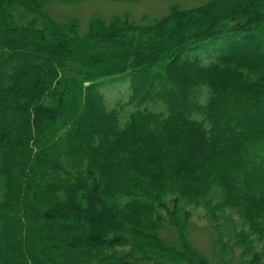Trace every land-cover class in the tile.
I'll list each match as a JSON object with an SVG mask.
<instances>
[{"label": "trees", "instance_id": "obj_1", "mask_svg": "<svg viewBox=\"0 0 264 264\" xmlns=\"http://www.w3.org/2000/svg\"><path fill=\"white\" fill-rule=\"evenodd\" d=\"M50 1L0 0V148L35 150L42 166L35 216L59 230L39 244L100 264H231L219 238L208 257L188 236L187 206L216 185L223 199L209 218L236 208L248 225L241 251L264 264L250 238L264 239V82L231 69L264 70V0L173 6L142 24L93 17L83 33L76 19H53ZM122 88L125 117L105 99ZM115 246L140 255L107 256Z\"/></svg>", "mask_w": 264, "mask_h": 264}, {"label": "rangeland", "instance_id": "obj_2", "mask_svg": "<svg viewBox=\"0 0 264 264\" xmlns=\"http://www.w3.org/2000/svg\"><path fill=\"white\" fill-rule=\"evenodd\" d=\"M208 1L52 0L48 3L47 8L50 16L57 21L68 19L78 20L79 26L77 28L83 33L93 17L110 19L113 15H117L122 18L127 17L130 22L142 24L164 15L173 6L191 8L207 3ZM147 43L148 41L144 45ZM88 52L92 53L91 50ZM121 83L124 82H116L114 85L118 86ZM128 95V88L114 90L108 96H105L106 105L109 108L116 105H123L122 113L125 117L126 112L131 108V106L125 105ZM235 111L239 112V109L237 108ZM0 118L3 124L7 123V112H4ZM31 145L23 146V148L28 147L30 149ZM33 153H29L28 149L21 152L20 147H18L17 153L15 150L12 152L11 148H0V264H100L92 260V258L91 260L82 262L83 256L79 251L67 250L65 252L61 251V249L55 250V245L49 247L45 243V240L42 241V244H39L40 239L38 238L40 234L45 231L46 236L47 234L56 235L55 230L59 229L49 224H42L39 217L35 216L37 210L41 209L42 202L44 206L45 203L43 200L47 195L40 194L39 196L34 193V186L37 183L45 184L47 181L42 180V166H35L36 160L34 159L35 155ZM25 155L30 156V163L28 164H24ZM48 156L50 155L48 154ZM212 164L206 165L205 168L211 167ZM246 164L247 162L244 161V165ZM125 168L122 167L121 170ZM136 168L139 169L137 166ZM147 171L150 172L149 170ZM127 183L128 187H133L132 181L128 180ZM152 185L158 191L159 188H162L157 183H152ZM138 190L141 194L145 193L143 187L138 188ZM164 197H167L166 201L170 205L169 194H165ZM222 199L223 192L216 185H213L204 199H200L197 203L193 202L187 206L191 211V224L188 236L192 243L208 257H211L213 254L212 244L214 240L219 238L218 248L222 249L223 245L232 247V250L228 254L223 255L227 259H230V261L232 260L230 262L231 264H249L250 256L244 255L240 248L241 243L244 241L243 234L241 233L248 232V225L244 223L243 218L238 214L236 208L228 205L217 211L218 220L212 221L209 218L212 217V214H210L212 205ZM52 203L56 204V202ZM150 214H141L145 224L152 218ZM131 225L139 227V223H131ZM61 234L63 235L62 231ZM61 234L57 231V235ZM161 235L168 240H174L175 237L174 230L170 226H165L161 230ZM250 238L254 240L253 246L256 248V251H261L264 239H260L257 242L255 241L256 236L253 234H251ZM106 251L107 256L122 254L128 257L131 254L133 256H129L131 259L140 255L129 246H115ZM123 261L125 262V260Z\"/></svg>", "mask_w": 264, "mask_h": 264}, {"label": "clouds", "instance_id": "obj_3", "mask_svg": "<svg viewBox=\"0 0 264 264\" xmlns=\"http://www.w3.org/2000/svg\"><path fill=\"white\" fill-rule=\"evenodd\" d=\"M233 71L240 73L241 78L250 86L258 85L264 82V70L262 69H250L243 65H231Z\"/></svg>", "mask_w": 264, "mask_h": 264}]
</instances>
